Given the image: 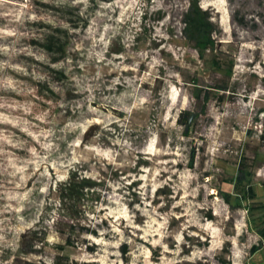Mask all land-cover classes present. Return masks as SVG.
<instances>
[{"label": "rangeland", "instance_id": "374dc122", "mask_svg": "<svg viewBox=\"0 0 264 264\" xmlns=\"http://www.w3.org/2000/svg\"><path fill=\"white\" fill-rule=\"evenodd\" d=\"M263 134L264 0H0V264H264Z\"/></svg>", "mask_w": 264, "mask_h": 264}, {"label": "trees", "instance_id": "16d2710c", "mask_svg": "<svg viewBox=\"0 0 264 264\" xmlns=\"http://www.w3.org/2000/svg\"><path fill=\"white\" fill-rule=\"evenodd\" d=\"M184 25L185 37L195 46L196 49H198L200 54H204V52L208 49L215 48L217 42L213 37L215 30L213 22L207 12L200 7L198 2L191 3L188 11L184 15ZM214 63H216L217 66L220 64L218 59H215ZM232 68L233 62H231L229 66L230 70H232ZM187 121H189V119H187ZM247 160L248 159L246 157H241L237 176L229 180L230 183H233L234 190H237V197L233 200L232 194L229 191H223L221 193L224 199L232 205H241L243 201L254 200L258 196L256 188L252 184L253 173L245 167ZM93 186L94 183L90 182L86 178L76 180L75 177H72L68 181L61 184L58 195L59 203L64 206L69 204L73 208L71 217L75 218L77 217L79 204H81L82 199L85 197V190L87 188L89 190L93 188ZM262 208L263 213L260 217V222H254L257 233L262 239H264V205ZM70 227L72 231L70 230L66 232V243L74 244V224H71ZM259 250L260 247L258 245H253L250 252L253 255ZM228 263L230 262H226V264Z\"/></svg>", "mask_w": 264, "mask_h": 264}, {"label": "bare ground", "instance_id": "6f19581e", "mask_svg": "<svg viewBox=\"0 0 264 264\" xmlns=\"http://www.w3.org/2000/svg\"><path fill=\"white\" fill-rule=\"evenodd\" d=\"M115 121V120H114Z\"/></svg>", "mask_w": 264, "mask_h": 264}]
</instances>
